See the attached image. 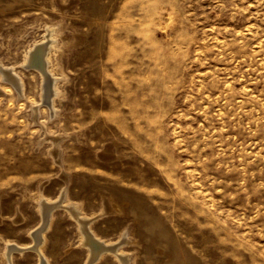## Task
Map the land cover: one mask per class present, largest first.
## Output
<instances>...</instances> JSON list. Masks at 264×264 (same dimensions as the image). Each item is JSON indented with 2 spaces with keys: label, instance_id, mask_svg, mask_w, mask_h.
I'll use <instances>...</instances> for the list:
<instances>
[{
  "label": "rangeland",
  "instance_id": "obj_1",
  "mask_svg": "<svg viewBox=\"0 0 264 264\" xmlns=\"http://www.w3.org/2000/svg\"><path fill=\"white\" fill-rule=\"evenodd\" d=\"M0 66V264H39L62 198L47 264H122L67 205L131 264H264V0H0Z\"/></svg>",
  "mask_w": 264,
  "mask_h": 264
},
{
  "label": "bare ground",
  "instance_id": "obj_2",
  "mask_svg": "<svg viewBox=\"0 0 264 264\" xmlns=\"http://www.w3.org/2000/svg\"><path fill=\"white\" fill-rule=\"evenodd\" d=\"M53 30L54 29L49 30L48 40H47L48 42L45 43L44 41H42L43 43L40 42L35 43L33 47L31 46V48L25 52L24 55V61H25L24 65L27 67L33 66L40 71L43 78L42 89L44 90L45 97H47L48 99L51 98L52 95L55 96L56 94H58V89L55 86L56 79L52 78L54 66H53V54L51 51L52 48H54L53 44H55L54 42L56 41L55 38L52 37L54 33ZM0 70L2 71L1 73H3L9 80H11L12 83H14V85L21 88L20 77L17 75V73L13 71V69L0 66ZM2 77L4 76L2 75ZM62 201L63 198L54 202L47 201L45 199L40 200V205H41L40 209L43 215V222L40 225V227L33 232V236L35 240L33 243V247L40 256L39 264H47L42 249L43 234L48 222L51 219L52 208L55 205L60 204ZM67 207L80 222L79 224H81L83 233L85 235L84 244H86L87 246L90 247V249H92L89 257L90 262H93L95 259L102 256L104 251L112 250L115 253V255L119 258L122 264H131V259L129 255L124 254L120 251L118 252V247H119L118 243L114 245L106 244L95 236V234L90 230L89 219L80 216V212L77 206L67 205ZM15 248H16L15 245L13 244L9 245L8 251L4 253L7 259L10 260L11 254L13 253ZM20 249L22 250L23 248Z\"/></svg>",
  "mask_w": 264,
  "mask_h": 264
}]
</instances>
